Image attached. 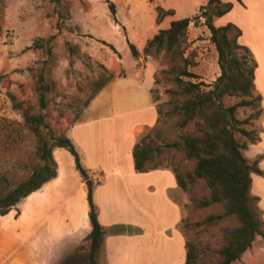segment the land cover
Listing matches in <instances>:
<instances>
[{"label": "rangeland", "instance_id": "obj_1", "mask_svg": "<svg viewBox=\"0 0 264 264\" xmlns=\"http://www.w3.org/2000/svg\"><path fill=\"white\" fill-rule=\"evenodd\" d=\"M109 1L114 4L116 22L105 0H0V174H5L12 184L28 177L38 163L37 140L32 131L34 126L38 125L41 134H47L48 130L56 135L65 134L81 118L87 102H90L99 83L107 79L108 73L122 75L125 70L128 85L115 91L118 96L132 90L133 83L140 85L141 76L133 70L134 59L152 60L156 65L152 96L159 112L154 127L160 132L158 142H175L179 136L195 132V119L180 127V116L173 113L174 106L188 98L175 78L183 72L193 74L194 78H180L200 82L201 88L208 90L220 74L217 52L209 40L205 19L200 12L193 15L194 5L203 1L206 4L208 0ZM249 1L253 19L246 20L247 30L242 44L256 64V88L260 86L264 90V0ZM157 8L172 10L173 14L159 19ZM186 17L193 19L179 45L172 49L153 46L148 52L144 51L148 38L169 28L171 21ZM128 42L142 48L138 57H132ZM148 74L149 70L142 74L143 83ZM39 75L51 86L46 93L44 109L39 108L36 91ZM115 80L116 76L111 81ZM109 90L106 89L104 94H109ZM256 94L254 90L253 95ZM236 101L235 98L226 99L225 105ZM251 112L250 108H239L237 117L242 119ZM68 135L78 138L79 131L70 130ZM100 143L106 148L103 140ZM91 148L92 140H85L87 162L82 164L85 169L90 168L86 163L97 161L98 154ZM155 161L162 164L160 167L168 166L182 176L194 166V161L186 160L181 150L167 148ZM57 164L55 181L45 187L46 191H53V195L36 200L37 190L25 199L23 212L16 224L8 225L13 211L0 223V264H63L65 259L66 264H88L86 236L67 245L65 242L52 243L67 239V235L75 230L72 224H77L83 216L81 194L88 191L85 180L73 170L68 174L67 160L61 158ZM87 176L86 180H91ZM67 190L74 191L75 216L67 209L70 201ZM184 191L188 202L181 227L185 241L195 247L194 264H213L221 244L220 228L233 225L234 220L225 218L215 225L204 223L208 215L221 213L222 208L220 205L203 208L196 205L209 193L201 180L189 184ZM116 197V214L121 220L114 233L107 234L98 263L162 264L163 260L156 259L157 239L155 248L150 250L149 213L155 215L156 211L153 208L149 210L147 203L142 201L145 210L129 209L120 200V194ZM146 197L143 194L140 200ZM128 198L132 200L131 196ZM68 224H71L69 228ZM138 228L139 233H136ZM159 233L158 228L157 237ZM43 237L48 241L44 242ZM42 242L46 246L44 252L40 249ZM106 245L114 248L113 254L108 256L104 253ZM53 246L60 249V255L54 260L51 259L55 251Z\"/></svg>", "mask_w": 264, "mask_h": 264}, {"label": "trees", "instance_id": "obj_2", "mask_svg": "<svg viewBox=\"0 0 264 264\" xmlns=\"http://www.w3.org/2000/svg\"><path fill=\"white\" fill-rule=\"evenodd\" d=\"M105 1L116 22L113 2ZM157 9L159 19L166 14H173L172 10ZM230 9L231 3L208 0L205 5L199 7L198 11L205 19L204 24L210 32L209 40L217 52L220 74L211 88L203 90L200 82L183 81L181 76L195 77L187 72L175 78L176 83L182 88V92L188 95V98L174 106L173 113L180 116L178 122L180 127L186 126L189 121L195 119V132L181 135L175 142L160 144L158 142L160 132L153 128L142 135L132 149L134 169L141 173L162 165L155 159L165 148L181 150L186 160L194 161L192 170L186 172L185 176L174 170L177 185L187 190L189 184L201 180L209 193L208 196L198 200L196 205L200 208L211 205L221 206L222 212L208 215L204 220L205 224H219L225 218L234 220L233 225H223L220 228L221 244L216 251L217 258L213 264H232L251 247L256 235H260L264 241L263 221L257 207L259 198L250 194L251 174L256 173L264 177V172L257 167L259 158L250 160L244 155L248 145L255 144L259 140L257 131L247 128L262 113L261 96L253 95L256 64L248 49L238 42L241 30L237 26L231 23L223 26L213 24L215 17L224 15ZM192 19L186 17L171 21L169 28L160 30L147 40L144 51L148 52L153 46L157 49L163 47L172 49L179 45ZM128 45L132 57H138L139 52L136 47L129 42ZM114 77L113 73H108L107 79L99 83L89 101ZM50 90V84L39 75L36 91L40 109L46 107V93ZM229 98H235L237 101L225 105V100ZM239 108H250L252 112L240 119L237 117ZM32 131L37 140L38 163L33 166L28 177L12 184L5 174H0V216L13 211L14 215L9 223H14L21 216L24 201L30 194L56 178L57 163L52 154L55 147L68 151L73 156L74 168L79 176L83 180L88 177L86 170L81 166L73 143L65 134L56 135L49 130L47 134H41L38 125H35ZM55 158L59 160L62 157L56 152ZM86 199L91 226L90 232L84 238L88 249L86 259L88 264H96L95 253L102 231L90 190L87 191ZM186 225L185 223L184 226ZM185 248L184 264H194L196 260L194 245L185 241ZM66 261L67 259L63 264H66Z\"/></svg>", "mask_w": 264, "mask_h": 264}, {"label": "crops", "instance_id": "obj_3", "mask_svg": "<svg viewBox=\"0 0 264 264\" xmlns=\"http://www.w3.org/2000/svg\"><path fill=\"white\" fill-rule=\"evenodd\" d=\"M222 2L231 3V9L224 15L215 17L213 24L215 26H223L231 23L237 26L241 30L238 42L242 44L247 30L246 20L253 19L251 14L252 4L249 0H222ZM202 5H205L204 1L201 4L194 5L193 15L198 13L199 7ZM149 39L151 38L147 40ZM136 49L140 53L142 48L136 47ZM133 65V70L141 76L142 81L140 82L142 84L136 85V83H133L131 86L132 90L127 92L122 91V94L119 96L116 95L115 91L119 87L126 88L128 85L125 82L127 77L123 69L124 73L122 75L116 74V80L106 84L90 100L84 108L81 118L65 132L66 135L70 130L79 131L80 137H73V135H68L67 137L73 143L82 167L83 162H87L85 157L87 155L84 151L85 140H92L93 148L91 150L98 154L97 161H94V163H86L90 168H84L92 180L90 194L102 231L99 246L95 253V261L96 264H99L98 256L102 252L101 249L106 240V236L109 232L114 233L116 224L121 220L116 214V203L118 199L116 196L120 194V200L126 203L129 209L140 208L141 210H145L143 203H141L142 201L147 203L149 210L153 208L156 211L155 215L149 213V221L151 222L150 250L151 247L155 248L157 239L158 254L156 259L163 260L162 264H184L186 248L181 224L185 218V205L188 202L186 192L177 185L175 172L168 166L158 167L142 173L134 169L132 149L142 135L155 127L159 112L156 101L152 96V90L155 87L156 71L154 61H144L142 58H139L134 59ZM147 70H149V76L146 82L143 83L144 78L142 74ZM257 74L258 72L255 67L254 89L261 96L260 105L262 113L255 124L251 126V129L257 131L259 140L255 144H249L244 155L250 160L259 158L257 167L264 172V90L260 86L256 88ZM109 88V94H104V91ZM142 88H145V91H141ZM103 132L104 136L101 137ZM95 138L97 140L94 142L93 140ZM102 140L105 142L106 148L100 143ZM56 152L68 161V174L73 170L81 179L74 168L73 156L65 149L55 147L52 154L56 163ZM52 181H55L54 178L38 189L36 200L41 197L42 199L47 198L51 194L53 195L54 192L50 191V189L45 190V187ZM67 191L70 200L67 209H69V214L75 216L73 209L75 202L74 191ZM143 194H146L148 197L140 200ZM250 194L259 198L257 207L264 228V177L256 173L251 174ZM86 195L87 191L86 194H81V211L83 216L77 224H72L75 230L67 235V239L53 241V244L58 245L60 242H65L64 245H67L80 238H84L90 232L91 226L88 218L89 205ZM128 196L132 197L131 201ZM137 196H140V198L138 199ZM133 202L134 204H132ZM10 214L11 211L3 215L2 218L0 217V223L8 218ZM18 220H20V217L14 223H8V225H14ZM136 223L138 224V221ZM70 226L71 224H68V228ZM158 228L160 233L157 237ZM136 233H139V228ZM43 241L48 240L43 237ZM44 242L41 243L42 246L40 248L43 252L46 249ZM104 247V253H107L108 256L114 253V248L110 249L109 245ZM52 250H55L51 258L54 260L60 255V249L59 247L55 248L53 246ZM106 264H109V261ZM232 264H264V241L262 237L256 235L251 247L239 259L233 261Z\"/></svg>", "mask_w": 264, "mask_h": 264}, {"label": "water", "instance_id": "obj_4", "mask_svg": "<svg viewBox=\"0 0 264 264\" xmlns=\"http://www.w3.org/2000/svg\"><path fill=\"white\" fill-rule=\"evenodd\" d=\"M85 185L87 186V190L91 189V180H85Z\"/></svg>", "mask_w": 264, "mask_h": 264}]
</instances>
